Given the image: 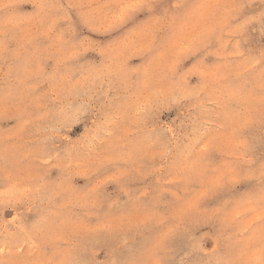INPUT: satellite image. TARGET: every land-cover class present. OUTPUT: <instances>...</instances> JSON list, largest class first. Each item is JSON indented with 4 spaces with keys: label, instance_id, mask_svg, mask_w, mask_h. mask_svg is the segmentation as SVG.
I'll list each match as a JSON object with an SVG mask.
<instances>
[{
    "label": "rangeland",
    "instance_id": "rangeland-1",
    "mask_svg": "<svg viewBox=\"0 0 264 264\" xmlns=\"http://www.w3.org/2000/svg\"><path fill=\"white\" fill-rule=\"evenodd\" d=\"M154 2L0 0V264L260 255L264 0Z\"/></svg>",
    "mask_w": 264,
    "mask_h": 264
},
{
    "label": "snow or ice",
    "instance_id": "snow-or-ice-1",
    "mask_svg": "<svg viewBox=\"0 0 264 264\" xmlns=\"http://www.w3.org/2000/svg\"><path fill=\"white\" fill-rule=\"evenodd\" d=\"M108 7L112 14L113 26L120 29L122 33H126V39L131 38L134 40L139 34L141 42H148L145 49L147 56L154 57L169 45L171 37L168 34L145 32V25L153 16L159 13L160 6L154 0H111ZM152 36L156 37L155 41L150 39ZM181 51L184 52L185 50L182 48ZM192 54L190 49L186 51V55ZM223 186L221 185V187ZM240 198L248 199L249 196L242 195ZM252 198H255L254 193ZM259 202L261 209L264 210V185H262L259 195ZM261 223H264V217L261 218ZM257 247L261 249L260 255L248 261L247 264H264V238ZM70 264H75V262H70ZM119 264H142V262L127 260L120 261Z\"/></svg>",
    "mask_w": 264,
    "mask_h": 264
}]
</instances>
